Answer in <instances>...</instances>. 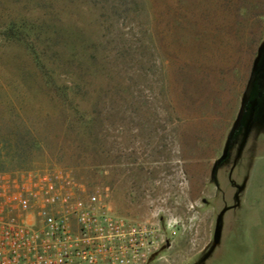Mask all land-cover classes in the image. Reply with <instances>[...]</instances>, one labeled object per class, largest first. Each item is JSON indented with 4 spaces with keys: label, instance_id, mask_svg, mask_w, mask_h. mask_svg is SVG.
<instances>
[{
    "label": "rangeland",
    "instance_id": "obj_1",
    "mask_svg": "<svg viewBox=\"0 0 264 264\" xmlns=\"http://www.w3.org/2000/svg\"><path fill=\"white\" fill-rule=\"evenodd\" d=\"M263 45L264 0H0V172L73 169L147 264H264V121L213 172Z\"/></svg>",
    "mask_w": 264,
    "mask_h": 264
},
{
    "label": "built area",
    "instance_id": "obj_2",
    "mask_svg": "<svg viewBox=\"0 0 264 264\" xmlns=\"http://www.w3.org/2000/svg\"><path fill=\"white\" fill-rule=\"evenodd\" d=\"M159 228L114 214L71 168L0 172V264H147Z\"/></svg>",
    "mask_w": 264,
    "mask_h": 264
},
{
    "label": "water",
    "instance_id": "obj_3",
    "mask_svg": "<svg viewBox=\"0 0 264 264\" xmlns=\"http://www.w3.org/2000/svg\"><path fill=\"white\" fill-rule=\"evenodd\" d=\"M263 48H264V45L259 48L258 55L260 54V52ZM263 66H264V61H260V58L257 56L253 62L251 74H250V77L248 79V83H247L245 92L243 94L242 105H241L240 111L237 115V118H236V120L232 126V129L230 131L229 139H228V142H227L226 147L224 149L223 156L216 163V165L213 169V172L215 171L216 167L225 159L227 152H228V149H229V146H230V143L233 140V136L239 130V128L241 126V120H242L243 114L245 112L251 91L253 89L254 83L257 81L258 78H260L262 80V89L264 90V73L260 74V70L263 68ZM259 118L261 119V121H264V101H263V103L260 107V110H259ZM251 125H252V120L249 122V124L247 126L246 133L250 130ZM222 215H223V212H221V214L219 215L218 220H217L214 241H213L210 249L203 256L202 261H205L211 255V253L213 252V250L215 249V247L218 244L219 234H220L221 226H222Z\"/></svg>",
    "mask_w": 264,
    "mask_h": 264
},
{
    "label": "flooded vegetation",
    "instance_id": "obj_4",
    "mask_svg": "<svg viewBox=\"0 0 264 264\" xmlns=\"http://www.w3.org/2000/svg\"><path fill=\"white\" fill-rule=\"evenodd\" d=\"M258 57L260 58V61H264V48L261 50ZM262 69L260 70V74L264 73V66ZM263 99H264V90L262 89V80L258 78L257 81L254 83L253 89L251 91L245 112L241 120V126L239 130L236 132L235 138H233L232 142L235 141L237 136L240 135L243 136V134L246 133L247 126L251 120H252V125H251L252 128L250 127V131L253 129H255L256 131L259 130V126H255L254 122L258 121L259 119V110L264 101ZM227 156L228 155H226L224 161L227 159Z\"/></svg>",
    "mask_w": 264,
    "mask_h": 264
}]
</instances>
